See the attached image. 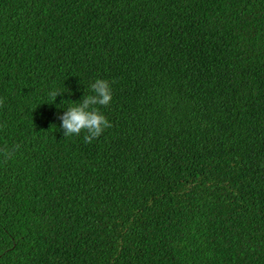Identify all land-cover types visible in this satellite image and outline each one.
Listing matches in <instances>:
<instances>
[{
	"label": "trees",
	"instance_id": "1",
	"mask_svg": "<svg viewBox=\"0 0 264 264\" xmlns=\"http://www.w3.org/2000/svg\"><path fill=\"white\" fill-rule=\"evenodd\" d=\"M0 99V264H264V0H0Z\"/></svg>",
	"mask_w": 264,
	"mask_h": 264
},
{
	"label": "clouds",
	"instance_id": "2",
	"mask_svg": "<svg viewBox=\"0 0 264 264\" xmlns=\"http://www.w3.org/2000/svg\"><path fill=\"white\" fill-rule=\"evenodd\" d=\"M93 95L83 97L79 104L67 108L63 115L59 116L62 121L61 129L65 136L80 135L85 132L84 141L90 143L94 138H98L106 128L112 127L109 120L100 113L96 107L107 106L112 100V91L107 80L97 79L91 85ZM49 95L55 102L58 96L62 93L52 91ZM3 105V100L0 99V106ZM18 147V146H17ZM12 153L5 150V156L10 157Z\"/></svg>",
	"mask_w": 264,
	"mask_h": 264
}]
</instances>
